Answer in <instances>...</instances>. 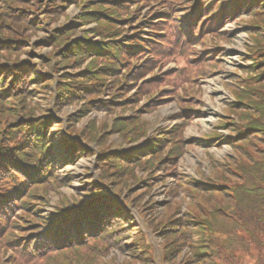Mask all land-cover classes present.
I'll use <instances>...</instances> for the list:
<instances>
[{
	"label": "rangeland",
	"instance_id": "374dc122",
	"mask_svg": "<svg viewBox=\"0 0 264 264\" xmlns=\"http://www.w3.org/2000/svg\"><path fill=\"white\" fill-rule=\"evenodd\" d=\"M221 1L0 0V264H227L216 232L241 227L223 204L242 187L236 148L250 146L235 142L258 130L240 106L264 91V0H230L232 18ZM50 118L42 133L65 161L29 187L9 160L37 159L32 126ZM67 201L86 205L60 214Z\"/></svg>",
	"mask_w": 264,
	"mask_h": 264
},
{
	"label": "trees",
	"instance_id": "16d2710c",
	"mask_svg": "<svg viewBox=\"0 0 264 264\" xmlns=\"http://www.w3.org/2000/svg\"><path fill=\"white\" fill-rule=\"evenodd\" d=\"M221 4L222 5H220V7L222 6V8H223L224 17L226 15L228 18L229 13H231V12L233 13V12L237 11L238 7L236 5H234V3H230V0H223V1H221ZM207 5H209V4H207ZM240 6L244 7L245 6L244 2H241ZM199 11L201 12L202 10L200 9ZM215 11H219V10H217L215 8L213 13H211L212 19H218L219 21H222V19L224 18V17H222V14L217 15V12L214 13ZM229 18H232V17L229 16ZM191 32H192V30H191ZM65 33L66 32L61 33L60 36H63ZM141 43H142L141 40H137L135 47H133V48L129 47L131 45L123 46L122 50L127 52V53H131V51L134 49V51L136 52V51H138V48H136V47H138ZM116 44H121V43H116ZM15 46L16 45H14V44L13 45H4L3 48L11 49L12 51L11 50L6 51L7 53L9 52V54H14L15 51H21L22 50V48L17 49ZM81 47L82 46L80 44L77 51H81L82 50ZM83 47H84V50L89 51V49L91 48V45H85ZM96 48H97V46H96ZM96 48H92V49H96ZM111 49L114 50V52H116V53H118L120 51V48L117 46H114L113 44H110L109 46H107L103 50L102 49H97V50L103 51L107 56L111 57L109 55V53H111ZM65 52H67V48L61 52L62 57L64 56ZM262 62H264V61H262ZM14 69L15 70L12 73V75H13L12 78L15 76L16 77L15 81L19 82V78L22 76L20 74L22 67H15ZM24 71H26V73H27L28 69L24 68ZM2 74H3V76H5L6 71H3ZM97 75L98 74H93V75H89L88 77L91 79H95V78H98ZM88 77H84V78L87 79ZM92 88H94V87H84V90H85L84 93L88 94V92L93 91ZM24 89H25V86H24ZM94 89L97 90V87H95ZM68 91L71 92L70 90H68ZM252 99H254V101L252 102V105H254V107L245 108L243 106H240V109H242L243 111H246L249 114V116L246 119L247 121L255 122L254 119H256V118L258 119L255 122V124L257 125L255 127H257L258 130L253 131V132L248 131L246 133L247 137L239 140L238 142H235V143H240L242 141H248V143L250 145L249 149L243 148V145H239L240 148H236L238 150L239 155H240V163L236 164L234 162L235 163L234 165L236 168L238 167L243 172V174H244L243 179L244 180L243 179L240 180L242 187H240L238 189H235V187H234L232 190V191H234V193H230L233 196L232 198H230L231 203H233V204H231L229 202V199H227L223 204L225 211L230 210V211H227L225 214L229 215L231 213L232 217H234V218H236L238 216L240 221H241V227H238L235 223L230 228L221 229L219 232H216L219 236H224L225 243L221 244L222 247L217 246L216 248L220 249L222 256L225 255V262L227 264H244V261L246 260L245 259L246 256H249L251 258H254L255 256H257L256 260L253 264H264V91L258 92L255 96L251 95L249 100H252ZM84 108H85V106H84ZM75 119L78 120L79 117H77ZM50 120L51 121L45 120V122H42L43 125L42 124L37 125V123H36V124H33L34 126H32L34 129V135H37V137L39 139L38 140L39 141L38 147H40L39 149L42 150L40 158H38L37 161L35 162L36 169H35L33 174L37 175L38 177L41 178L40 180L35 181V184H41L42 186H44L43 184L46 183L45 179L42 176H44L46 173H50L51 170L56 169V171H57L58 166L61 165L63 161H65V159L63 160V158L65 157V154H62V156H64V157H62V159H60L59 155L56 154L55 149L58 148L59 145L56 142L57 138L55 136H50V134L53 133L51 128L49 130V134H43L42 133L43 132V126L47 127V125L50 126V124L51 125L54 124L52 122L53 120L51 118H50ZM25 125H28V124H25ZM29 126H31V125H29ZM27 129L25 132L29 131V129L28 130ZM71 129H72V131L74 130L72 128V126H71ZM50 131H51V133H50ZM87 133L90 134V131ZM252 137H254L257 141H255L254 138H252ZM96 138H98L97 135H96ZM251 138H252V142H251ZM101 140L102 139L99 138L98 142H101ZM62 141L67 142V145H71V144L73 145L74 144L72 142L71 143L68 142L69 140L64 138V137H62ZM72 147H74V146H72ZM8 149L11 150L12 153L14 154V151L12 150L11 146H9ZM78 150L80 151V148H78L77 151ZM62 152H63V150H62ZM70 154H72V151L70 152ZM106 155H108L106 158L107 161L112 160L111 158H113V157H116V155L111 156L110 153L106 154ZM19 160L21 162H23V158H19ZM113 163L114 162H112V161L107 162L108 165H111ZM104 182L106 185H109L110 188L112 187L111 190H113V192L112 191L111 192L114 194V196L125 197L124 195H122V192L118 188L111 186L105 180H104ZM205 188H207V187H205ZM217 189H219V188H217ZM217 189H215V190H217ZM206 190H210V189L207 188ZM217 191H220V190H217ZM215 193H219V192H215ZM225 193H227V192L225 191ZM1 200L2 199H0V201ZM216 203L218 204L219 202L217 201ZM73 205L76 206V203H72V206ZM5 206H8V205H5ZM5 206H0V209L4 208ZM62 206H63V208H66V209L61 210V211L65 212V211H68V209H69L68 207H71V204L69 201H67L66 204H63ZM92 209L97 210L96 207H91L89 210H92ZM85 212H87V211H84V213ZM98 217H100V216L98 215ZM2 218H4V217L2 215H0V221ZM77 222H78V220H77ZM15 224L17 225V227H19L18 221H15ZM207 224H206L205 228L209 231V234L211 235L210 236L211 239L208 242H215L214 235H216V233H215V231L208 228ZM79 226L87 227L86 225H79ZM0 227L3 228V225L1 222H0ZM21 228H23V227H21ZM65 228L71 232V235H73L72 231H71V228L73 229L71 221L68 225L64 226L63 229H65ZM241 231H244V233L246 235H242V237L240 238L238 235ZM237 232H238V234H237ZM61 233L65 236L67 235L65 232H61ZM234 237L237 238L238 240H235V241L228 240V238H234ZM237 242H238V244H237ZM252 244L255 245V248H254L255 254H253L251 252V245ZM67 245H74V244H73V242H68ZM58 248H59V250H61L62 248H65V247H62V244H60V246L58 245ZM223 249L228 251V252H231L230 256H227L226 252L223 255ZM55 250H57V249H55ZM239 252H245L246 255H242V254L240 255ZM218 259H219V257H218Z\"/></svg>",
	"mask_w": 264,
	"mask_h": 264
}]
</instances>
